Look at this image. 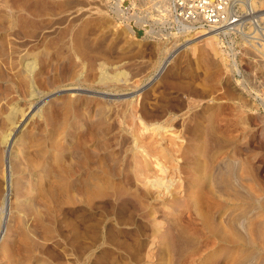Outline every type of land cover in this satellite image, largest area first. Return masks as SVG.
<instances>
[{"label":"rangeland","instance_id":"obj_1","mask_svg":"<svg viewBox=\"0 0 264 264\" xmlns=\"http://www.w3.org/2000/svg\"><path fill=\"white\" fill-rule=\"evenodd\" d=\"M162 4L0 0V264H264V59Z\"/></svg>","mask_w":264,"mask_h":264},{"label":"built area","instance_id":"obj_2","mask_svg":"<svg viewBox=\"0 0 264 264\" xmlns=\"http://www.w3.org/2000/svg\"><path fill=\"white\" fill-rule=\"evenodd\" d=\"M159 12L169 37L213 34L241 86L245 75H257L241 61L264 59V0H163Z\"/></svg>","mask_w":264,"mask_h":264},{"label":"bare ground","instance_id":"obj_3","mask_svg":"<svg viewBox=\"0 0 264 264\" xmlns=\"http://www.w3.org/2000/svg\"><path fill=\"white\" fill-rule=\"evenodd\" d=\"M186 40V44H188V46L190 45V47H195L196 46V44L198 43V41L199 42H202L214 55H216V56H218L222 61H224L225 59H224V56H223V54H222V51L220 50V47H219V44H218V41H217V39H216V37L213 35V34H211V33H198V34H196V35H191V36H189V38H187V39H185ZM172 50V49H171ZM170 56V55H169ZM168 56V57H169ZM167 57V58H168ZM170 58V57H169ZM168 60V59H167ZM165 63V62H164ZM25 69H26V71H30V70H32V62H25ZM164 67V64H162L161 66H160V68H159V70H161L162 68ZM35 76V75H34ZM33 108V107H32ZM30 109V108H29ZM30 111V110H29ZM36 111V110H35ZM34 111V112H35ZM25 112L23 111V113H21L20 114V119L18 120V121H21V122H23V120H25V119H23V114H24ZM27 113V112H26ZM30 113V112H29ZM14 115H15V112H12V114L10 113V115H8V119H10L11 120V126H10V128H9V132L7 133L10 137H13L15 134H16V129L18 128H16V124H13V118H14ZM25 115V114H24ZM26 116V115H25ZM19 117V116H18ZM18 124H22V123H18ZM10 152H6V154H5V160H4V163H5V166L6 167H8L9 166V163H10ZM6 170V169H5ZM6 173H7V171H6ZM58 178H59V184H60V186H61V188H64L66 185H65V182H66V178H67V174H66V172H65V170H64V168L63 167H58ZM5 177H6V175H5ZM26 182V181H25ZM25 182H23V184L25 183ZM6 183L8 184V185H10V175L8 174L7 175V177H6ZM22 183V182H21ZM28 183V182H27ZM31 184V183H30ZM19 185H20V187L21 188H23L22 186H24V185H22V184H20L19 183ZM5 205L4 206H7V205H9V196H8V192L7 193H5V203H4ZM5 209H7L6 207H5ZM2 210V209H1Z\"/></svg>","mask_w":264,"mask_h":264}]
</instances>
